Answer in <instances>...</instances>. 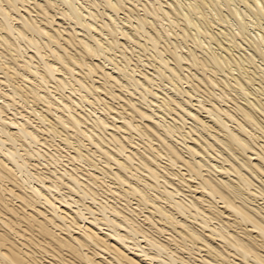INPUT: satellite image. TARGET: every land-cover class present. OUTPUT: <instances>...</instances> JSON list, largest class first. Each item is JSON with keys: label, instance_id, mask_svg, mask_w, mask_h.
<instances>
[{"label": "bare ground", "instance_id": "bare-ground-1", "mask_svg": "<svg viewBox=\"0 0 264 264\" xmlns=\"http://www.w3.org/2000/svg\"><path fill=\"white\" fill-rule=\"evenodd\" d=\"M59 1L62 3L60 5L66 6L65 10L60 8L56 0H0V72L3 75L2 80H0V264H264V204L261 205L262 202L257 203L258 198L264 203V153L262 154L263 151L259 150L262 148V144L256 143L257 136L246 129L248 123L257 124H255L257 114L255 116L252 114L254 113L253 108L250 112L246 110L247 108L244 109L239 106L241 108L239 111L243 112L242 116L246 118L248 123L243 122L246 126L239 123L237 132V128L232 130L228 125L229 119L230 121L235 120L233 112L230 113L226 109L223 111L222 107L216 106L220 111L214 108H204L205 112L207 111L210 116L214 117L213 120L216 125H210L213 121H209V123L203 117L202 119L197 114L190 112L189 108L183 106L185 103L181 104L175 99H169L172 96L168 99L162 96L163 100L161 99L162 102L159 101V103L158 97H154L156 94L148 86L154 81L152 77H155L159 72L156 70L157 73H154L155 75L152 77L149 76L150 74L141 73L142 77L138 79L132 76L135 73H133V68H130L131 66L129 69L133 74L126 72L124 66L122 68L116 63L118 60L116 61L115 57H108L107 52L101 50L104 44L102 45L103 42L96 37L97 35L93 34L94 32L96 34L103 32L99 29L104 26L105 20L104 22L100 21L103 26L97 28L92 12L88 16L75 5V3L80 4V2H74V0ZM109 1H105L106 4H110H107V9L110 8L112 12L115 11L114 13H118L116 11L124 7L118 9L120 4L118 6L115 2L113 4ZM119 1L121 2V0ZM258 2L260 1L254 0L256 6L259 4ZM148 3L147 5H149ZM201 4L203 3L201 2ZM160 5L159 7H161ZM80 6L83 8V4ZM148 7L150 9V6ZM156 9L158 10V8ZM259 10L262 12L263 8ZM147 11L148 9H146ZM34 13H36L35 16ZM166 13L164 12V15ZM153 17L155 16L153 15ZM60 18L71 19V23L83 27L84 33L79 32L76 28L72 29L71 26V29L63 27L61 22H58ZM89 18L95 21L96 26L92 24L93 22H87ZM140 18L136 22L142 27L140 29H143L146 18ZM110 20L108 18V21ZM117 27L120 28V26L115 28ZM106 29L109 32L110 28L106 27ZM117 29L114 27L110 29L111 37L113 33L115 34L114 31L120 32ZM136 29L134 28V31ZM144 31H142L143 34L148 33L146 31L144 33ZM35 35L46 37L47 41L43 44V42L41 43L42 39L38 41L37 39L40 38L36 39ZM123 35L125 36L124 33ZM123 35L120 36L123 37ZM127 37L130 39L129 35ZM115 38L114 40L117 39ZM153 38L155 41L157 40L154 36ZM111 39L113 40V38ZM158 40L161 41V38ZM22 41L26 45L21 44ZM150 41L151 46L157 48L159 44L156 43V45L155 42ZM114 46L112 45L113 48ZM28 48L35 51V54L32 52L33 54L29 56L27 54ZM70 48L76 52L73 53ZM23 49L25 50L23 51ZM14 52L16 56H14ZM119 52H121L120 49ZM17 56L28 59L19 62ZM36 56L38 62L35 60ZM94 57H102V60L105 57L104 61H109L111 64L108 65H112V67L107 68L106 64L104 65L99 61L95 63L94 60H91ZM32 59L35 60L36 64ZM88 59H90L89 62ZM194 59L192 63L195 65L197 59L195 57ZM205 61L203 63L208 66L206 63L209 59L207 62ZM228 61L226 63H229ZM212 62L210 61V63ZM163 63H161L162 66L167 65V63ZM179 65L178 67H180ZM194 65L190 63L191 67ZM166 68L173 69L170 66ZM200 69L202 70V68ZM173 73V75H177L175 72ZM121 76L127 78L128 81L123 80L128 83L131 81L132 84H130L134 86L133 89L144 88L142 89L146 91V93L142 92L144 102L146 95H154V99L152 96L150 97L157 101L145 104L153 112L142 107L143 105L141 106L138 102L116 93L129 88V85L124 84ZM177 79H179L178 76ZM206 81L210 82L207 83L211 84L213 88L211 79L207 80L206 78ZM3 84H6L4 88L2 87ZM216 85L218 84H214L215 87ZM5 87L8 89L5 90ZM50 87H52L51 90ZM65 90H69L67 95ZM184 93L182 92L183 95ZM187 93L190 94V92ZM101 94H106L111 101L123 100V104L119 103L121 110L110 101L108 102ZM131 95L133 94L131 93ZM190 98L188 100L192 99ZM18 99L20 101L30 99L34 103L41 102L44 105L45 111L43 112L31 111L32 115L39 120L37 123L29 117L21 115L22 112L11 113L12 110L17 111V108L14 107ZM251 105H254V102ZM261 105L258 106L261 107ZM86 106L90 107V111L86 109ZM92 106H103L99 109H102L107 117L114 114L113 117H110L113 120L109 121L106 117L94 116L96 111ZM153 106L154 108H152ZM155 107L160 110L163 109V111H174V115L177 114L175 116L181 120H185L186 116L190 117L189 120L193 118L197 125H201L203 132H208L211 137L203 136L198 129L193 128V125L191 128L188 126L190 129L187 132L186 130L182 132V124H180L181 128L175 125L166 126L161 122V119L159 121L155 117L157 115L155 112L160 111ZM239 107L237 106V109ZM200 108L202 112L203 106L200 105ZM261 108L264 110L263 107ZM199 109L197 110L199 111ZM215 110L220 113L221 111L224 112L227 118H222L220 113L218 114ZM51 111L60 114L55 121H51V119L49 121L48 114H45ZM260 111L258 109L257 113H261ZM167 112L165 116H167ZM207 112L206 114H208ZM10 114L13 116L9 117ZM28 114L30 115V113ZM51 114L53 115V113ZM18 116L22 117V121H19ZM47 121L49 124L46 125ZM185 122L187 121L185 120ZM60 127L64 130H72L75 135L73 137L77 138V145L71 141L73 137L71 138L70 134L65 135L64 139L62 138L63 145L66 144L62 150L69 145L70 148L74 149L72 154L67 153L68 155L64 157L59 152L61 146L59 149L58 145L51 144L50 138V140L47 139L50 136L51 138L59 137L61 131L58 128L60 129ZM93 127L102 133L97 134ZM260 128L261 130L259 129L257 133L261 131L264 134V128ZM107 130H110L109 134H106ZM91 132L93 134H89ZM196 133L198 135H195ZM135 134L144 139L141 147H139L140 145L137 146L139 142H135L137 139L134 137ZM177 134L180 137L176 136ZM243 134L248 135L249 138ZM45 135L48 137L45 138ZM169 137L176 141L169 140ZM83 138L89 142V146L96 147L97 151H92L93 148H90V151H85L87 145L82 141ZM107 145L111 146L112 149ZM218 145L225 150H219ZM27 146L33 147L34 150L31 152L30 149H27V152L21 154L22 148H27ZM46 147L51 149L55 147L57 151L53 150L52 153V151H47L48 148ZM249 151L252 153L248 155ZM96 152L100 153L99 157L105 159L102 166H98L93 161V155ZM40 158H45L50 162L48 166H58L56 168L59 169L52 172L50 171L51 167L49 170L47 169L49 171L47 173L35 171L36 173L32 175L29 161L40 160ZM63 158H66V161ZM75 160L78 166L73 164ZM78 161L84 165L79 166ZM38 164L32 165L36 168L39 166ZM18 174L21 176L19 177ZM22 175L29 179L32 178L37 183L30 184L25 177L26 181H24L25 179H21ZM251 176L257 179L260 185H256ZM20 179L24 181L23 185ZM26 182H28V186H25ZM116 184L118 187H115ZM65 186L69 188V192L77 193L78 197L81 195L80 199L89 198L93 202L100 195L98 189L103 190L105 188V193L107 191L115 195L120 192H117L118 190L126 187V190H122L124 192L121 197L118 195L119 198H123L125 204L123 203L124 206L119 207L114 201L113 204L109 203L112 201L103 202L102 200L100 204L97 202L99 207L96 210H100L105 218L97 219L96 216L93 218L95 214L94 209L90 207L91 204H83L85 209H80L82 207H78V204H81L83 200L77 198L76 200L72 195L65 196L62 192L65 189L62 187ZM133 197L136 200L135 208L130 202ZM147 206L149 208H140ZM75 208L78 209L75 210ZM84 210L94 214L92 218L87 217ZM108 212L112 213L111 216L114 215L116 220L107 217ZM102 214L100 213V215ZM139 238L142 239L141 242ZM142 243L145 246H142Z\"/></svg>", "mask_w": 264, "mask_h": 264}, {"label": "rangeland", "instance_id": "rangeland-1", "mask_svg": "<svg viewBox=\"0 0 264 264\" xmlns=\"http://www.w3.org/2000/svg\"><path fill=\"white\" fill-rule=\"evenodd\" d=\"M57 1V4H59L60 8L65 10V7L64 5H60L62 4L61 1L59 0H56ZM106 0H74V2H80V4L82 5L83 4V8L82 6H80V4H76L75 5L77 7H79L83 12L84 14L87 13V15L89 16V13H91L92 15H94V20L96 21V24H95V21H93L92 18H89L87 19V22H93L92 24H94L97 28L99 27H102L103 24L104 26L102 28H100L99 30L103 31V32H99L96 34V32H94L93 34H95V36L100 39L103 43L102 45L105 46L103 47L102 46V51H106L107 53V56L110 57L112 56L114 59H116V61L118 60V62H116L114 60V62L118 63L119 66H121L123 68L124 66V69L126 72H128L129 74H133L132 76H134L135 78H140L142 77L141 76V73H145V74H150L149 76L152 77V75L154 76L157 72H159V74L157 73L155 77H152L153 78V83L149 84V88L156 94V96L152 95V94H148L146 95V100L145 102L143 101L144 99H142V92L146 93L145 90H142L144 88H134L133 89V85H131V81H129V83L127 82V78H124L123 76L122 77V80L123 79H126V80H123L124 81V84H127L129 85V88L128 89H122L120 90L119 92L117 91L116 93H119L121 94L122 96L126 97L127 99H132L134 100L135 102H138V104H140L142 107H145L146 109L148 108L147 105L145 104H151L150 102L151 101H157L156 99H154V97H158V102H162V98L165 96V98H169V99H175L176 102H179L181 104H183V106H185L186 108H189V110H191L190 112L192 113H195L197 114L200 118H204L206 121H213V122H209L210 125L212 124H215V121L213 120L214 117L213 116H210L209 113L206 114V112L204 111L205 109H217L216 106L218 108H223L222 110L223 111H229L230 113H232L234 116H235V120H231L229 119L228 121V125L230 126V129L232 130H236L237 128V132H238V126H239V123H243L245 122L246 124L248 123V121L246 120V118H244V116H242L243 112L242 111H239V109L241 108H247L246 110L250 111L252 110L253 108V112L252 113L255 118H256V122L254 124H246L243 123V125H245L247 128V131L249 130L250 132H252L251 134H255V136H257L256 138V143L259 145V144H262V148H264V134L260 131L259 133H257L259 131V129L261 130L260 127L264 128V110L261 108L263 107L264 108V42L262 43V41H264V34H263V28H264V13L262 14V12L264 11V3L262 0H259L260 2H258L259 4H257L256 6V2L254 3V0H121V2L118 0H110L109 2L110 3H113V4H120V6L118 7L119 8H122V6H126L124 9H119V11L117 10L116 12L118 13H114L115 11L112 12V10H110V8L107 9V4L110 5L109 3L106 4L105 2ZM149 1V3H148ZM154 1V2H153ZM158 1V2H157ZM176 1V2H175ZM190 1V2H189ZM205 1V3H204ZM252 1V2H251ZM115 2V3H114ZM128 2V3H127ZM138 2V3H137ZM146 2V3H145ZM151 2V3H150ZM160 2V3H159ZM182 2V3H181ZM201 2L203 4H201ZM124 3V5H123ZM131 3V4H129ZM147 3L149 5H147ZM154 3V4H152ZM161 4L159 7V4ZM186 3V4H185ZM253 3V4H252ZM94 4V5H93ZM99 4V5H98ZM143 4V5H142ZM151 4V5H150ZM169 4V5H168ZM179 4V6H178ZM183 4V5H182ZM192 4V5H191ZM199 4V5H198ZM212 4V5H211ZM249 4V5H248ZM261 4V5H260ZM103 5V6H102ZM130 7H129V6ZM146 5V6H145ZM197 5H198V9H197ZM201 5V6H200ZM259 5V6H258ZM150 6V9L149 7ZM152 6V8H151ZM171 6V7H170ZM214 6V7H213ZM262 6V7H261ZM63 7V8H62ZM90 7V8H89ZM129 7V8H128ZM148 7V8H147ZM194 7V8H193ZM128 8V9H126ZM154 8V9H153ZM158 8V10L156 9ZM160 8V9H159ZM169 8V9H168ZM176 11H174L173 10ZM196 8V9H195ZM260 8H263V11L261 12V10H259ZM91 9V11H89ZM129 13H127L128 11ZM131 9V10H129ZM144 9V11H143ZM146 9H148V11L146 12ZM164 11H163V10ZM194 9V10H193ZM221 9V10H220ZM238 9V10H237ZM248 9V10H247ZM250 9V10H249ZM67 10V8H66ZM89 12H88V11ZM123 10V11H122ZM162 10V12H161ZM200 10V11H199ZM154 11V12H153ZM170 11V12H169ZM221 11V12H220ZM244 13H243V12ZM107 12V13H106ZM137 12V13H136ZM147 13V17H148V20H147V17L145 16L146 13ZM153 14H152V13ZM156 12V13H155ZM158 12V13H157ZM161 12V13H160ZM164 12H167L166 15H164ZM174 12V13H173ZM212 12V13H211ZM235 12V13H234ZM110 13V14H109ZM151 13V15H150ZM163 13V14H162ZM188 13V14H187ZM233 13V14H232ZM36 13H34V16H35ZM99 14V15H98ZM102 14V15H100ZM105 14V15H104ZM108 14V15H107ZM116 14V16H115ZM121 14V15H120ZM127 14V16H125ZM136 14V16H135ZM169 14V15H167ZM180 14V15H179ZM222 14V15H221ZM132 15V16H131ZM153 15L155 17H153ZM159 15V16H158ZM162 15V16H161ZM195 15V16H194ZM238 15V16H237ZM262 15V16H260ZM98 16V17H97ZM102 16V17H101ZM132 19H131V17ZM140 17H144L146 18V22L144 24V27L146 25V28L143 27V29H140L142 27H140V25H137L139 23L138 22V18ZM151 16V17H150ZM158 16V17H157ZM187 16V17H186ZM199 16V17H198ZM244 16V17H243ZM248 16V17H247ZM129 17V18H128ZM140 18V19H144V18ZM167 17V18H166ZM196 17V18H195ZM225 17V18H224ZM97 18V19H96ZM108 18L110 21H108ZM113 18V19H112ZM155 18V19H154ZM157 18V19H156ZM224 18V19H223ZM63 19V21H62ZM60 18V20H58V22H61V24L63 25V27L65 26L66 28L68 29H71V27H73L72 29L76 28L77 30H79V32L81 33H84V29L82 26H79V25H76L74 24L73 22L71 23V19H64V18ZM118 19V20H117ZM160 19V20H159ZM189 19V20H188ZM67 20V22H66ZM69 20V21H68ZM89 20V21H88ZM105 20V22H104ZM113 20V21H112ZM150 20V21H149ZM151 20H152V23H151ZM103 21L104 23L102 24L101 22ZM112 21V22H111ZM129 21V22H128ZM137 21V22H136ZM149 21V23H148ZM165 23H164V22ZM174 21V23H173ZM184 21V22H183ZM200 21V23H199ZM215 21V22H214ZM114 22V23H113ZM125 24L123 25L122 24ZM172 22V23H171ZM113 23V25H111ZM156 23V24H155ZM168 23V24H167ZM105 24H106V27H109L110 29H117L118 31H120L119 33H116L117 35H115L113 33V36L111 37V34L112 32H110V29H109V32H108V28L106 29L105 27ZM109 24V25H107ZM117 24V25H116ZM120 24V25H119ZM150 24V25H149ZM73 25V26H72ZM101 25V26H100ZM130 25V26H129ZM134 25V26H133ZM152 25L155 26V28L152 27ZM161 25V26H160ZM246 25V26H245ZM78 26V27H77ZM112 26V27H111ZM116 26H120L115 28ZM223 26V27H222ZM83 30H81L80 29ZM133 27V28H132ZM148 27V29H147ZM150 27V28H149ZM162 27V28H161ZM167 27V28H166ZM130 28V29H129ZM134 28L136 29L134 31ZM139 28V29H138ZM153 28V29H151ZM164 28V29H163ZM207 28V29H206ZM106 29V30H105ZM185 29V30H184ZM105 30V31H104ZM139 30V31H138ZM148 32V33H145V31ZM156 30V31H155ZM166 32H165V31ZM223 30V31H222ZM117 31V32H118ZM138 31V32H137ZM142 31H144L145 34L142 33ZM159 31V32H157ZM164 31V33H163ZM186 31V32H185ZM196 31V33H195ZM262 31V32H261ZM108 32V33H106ZM153 32V33H152ZM208 32V33H206ZM219 34H218V33ZM224 34H223V33ZM230 32V33H229ZM237 32V33H235ZM111 33V34H110ZM123 33L125 34V36L123 35ZM138 33V34H137ZM162 33V34H161ZM100 34H102V36H99ZM123 35V37H121L120 35ZM148 34V35H147ZM159 34V35H158ZM171 34V35H170ZM178 34V35H177ZM182 34V35H181ZM207 34V35H206ZM214 34V35H213ZM115 35V36H114ZM129 35V38L127 36ZM131 35V36H130ZM155 37V39H157L156 41L154 40L153 36ZM161 35V36H160ZM190 35V36H189ZM99 36V37H98ZM139 36V37H137ZM141 36V37H140ZM150 36L151 39H150ZM260 36V37H259ZM113 38V40L111 38ZM114 37H116L115 39L117 40V43H116V40H114ZM126 37V38H125ZM149 37V39H148ZM161 38V41L158 40ZM197 37V38H196ZM233 37V38H232ZM35 38H40V39H37L38 41H40L41 39V43L43 42V44L47 41L46 37H37V35H35ZM124 38V39H122ZM134 40H133V39ZM153 38V39H152ZM256 38V39H255ZM128 39V40H127ZM132 39V41H131ZM119 40V41H118ZM137 40V41H135ZM148 40V41H146ZM152 42H155L154 44H159L157 46V48L155 46H151ZM256 40V41H255ZM107 43H106V42ZM111 41H114V43H111ZM131 41V42H130ZM158 41V42H157ZM164 41V42H163ZM207 41V42H206ZM23 42V43H22ZM21 44L23 45H26V43L24 41H22ZM140 44H138V43ZM176 42V43H175ZM215 42V43H214ZM231 42V43H230ZM111 45H109V44ZM124 43V44H123ZM254 43V44H253ZM107 44V45H105ZM138 44V45H137ZM142 44V45H141ZM144 44V45H143ZM156 44V45H157ZM174 44V45H173ZM177 44V45H176ZM239 44V45H238ZM112 45L114 46V48L112 47ZM117 45V48H115ZM121 45V46H120ZM126 45V47H124ZM234 45V46H233ZM100 46V45H99ZM110 48H108V47ZM119 46V47H118ZM124 48H123V47ZM174 46V47H173ZM241 46V47H239ZM112 47V48H111ZM121 47V48H120ZM156 49H155V48ZM236 47V48H235ZM54 48H55V45H54ZM108 49V50H105V49ZM129 48V49H128ZM152 48V49H151ZM208 48V49H207ZM211 48V49H209ZM47 48H45L46 50ZM110 49V51H109ZM113 49V50H112ZM119 49L121 50V52H119ZM127 49V50H126ZM145 49V50H144ZM155 49V50H154ZM165 49V50H164ZM172 49V50H171ZM25 49H23L24 51ZM48 50V49H47ZM62 50V49H61ZM70 50L74 52V50H72L70 48ZM171 50V51H170ZM191 50V51H190ZM206 50V51H204ZM209 50V51H208ZM14 51V50H13ZM63 51V50H62ZM109 51V53H108ZM114 51V52H113ZM117 51V52H116ZM124 51V52H123ZM129 51V52H128ZM160 51V52H158ZM261 51V52H260ZM16 52V51H15ZM14 52V56H16ZM30 55H32L33 53L35 54V51H32V49L28 48V51H27ZM33 52V53H32ZM119 52V53H118ZM163 54H162V53ZM189 52V53H188ZM124 53V54H123ZM159 53L160 56H159ZM26 54V55H27ZM109 54V55H108ZM126 54V55H125ZM178 56H176V55ZM188 54V55H187ZM194 54V55H193ZM228 54V55H227ZM116 55V56H115ZM137 55V56H136ZM149 55V56H148ZM174 55V56H173ZM218 55V56H217ZM251 55V57H249ZM28 56V57H29ZM180 56V57H179ZM197 56V57H196ZM210 56V57H209ZM221 56H226L224 58L221 57ZM19 59L18 61L19 62H24L25 59H28V58H20L19 56H17ZM27 57V56H25ZM137 57V58H136ZM147 57V58H146ZM154 57V58H153ZM156 57V58H155ZM162 61H161V59ZM194 57L197 59L195 61V65L192 63ZM209 57V58H208ZM232 57V58H231ZM95 58H99V59H95ZM102 57H94L93 59H91L92 61L94 60V62L98 63V61L100 63H103L107 68H111L112 65H108V64H111L109 63V61L105 62L104 60L106 59L105 57H103L104 60L101 59ZM182 58V59H180ZM220 60H218V59ZM20 59H23V60H20ZM101 59V60H100ZM126 59V60H125ZM138 59V60H137ZM190 59V60H189ZM205 59V60H203ZM209 59V61H208ZM214 61H213V60ZM230 61H228V60ZM234 59V60H232ZM36 61L38 60L37 56H36ZM34 59H32V61H34V63L36 64ZM124 60V61H123ZM131 60V61H130ZM178 60V61H176ZM181 60V61H180ZM195 60V59H194ZM201 62L199 63L198 62ZM229 63H226L227 61ZM90 61V59H88V62ZM130 61V62H128ZM139 61V63H138ZM145 61V62H144ZM158 61V62H157ZM177 63H176V62ZM180 61V62H179ZM183 61V62H182ZM189 61V62H188ZM203 61L207 62L206 64L208 66L205 65V63H203ZM210 61L212 63H210ZM218 63H217V62ZM222 61V62H221ZM225 61V62H223ZM252 61V62H251ZM38 62V61H37ZM111 62V61H110ZM134 64H133V63ZM157 62V63H156ZM167 63V65H163L161 63ZM179 62V64H178ZM182 62V64H181ZM220 62V63H219ZM128 64V67L127 64ZM130 63V64H129ZM163 63V64H164ZM190 63L191 65H194V66H190ZM222 63V64H221ZM122 64V65H120ZM125 64V65H124ZM218 64H220V66H218ZM227 64V65H226ZM249 64V66H248ZM148 65V66H147ZM150 65V67H149ZM159 65V66H158ZM173 69L169 70L168 68L166 67H169V66ZM178 65L180 67H178ZM186 65V66H185ZM201 65V66H200ZM203 65V66H202ZM131 66V67H130ZM197 66H200V67H197ZM216 66V67H215ZM129 67L132 69L133 68V73H131L132 71H130ZM154 67V68H153ZM161 67V68H160ZM165 67V68H164ZM206 67V69H205ZM226 67V68H225ZM256 67V68H255ZM199 68V69H198ZM202 68V70L200 69ZM204 68V70H203ZM160 69V70H159ZM208 69V70H207ZM135 70V71H134ZM157 70V72H156ZM159 70V71H158ZM175 70V71H173ZM182 74H181V72ZM187 70V71H186ZM199 70V71H198ZM165 71V72H164ZM175 72L177 75H173L174 73L171 72ZM179 71V72H178ZM162 72V73H160ZM227 72V73H226ZM263 72V73H262ZM140 73V74H139ZM155 73V74H154ZM164 73V75H163ZM238 73V74H236ZM2 72H0V80H2V76L1 75ZM161 74V75H160ZM179 74V75H178ZM224 74V75H223ZM139 75V76H138ZM163 76V77H160V76ZM196 75V77H195ZM204 75V76H203ZM251 75V76H250ZM137 76V77H136ZM168 76V77H167ZM177 76L179 79H177ZM198 76V77H197ZM258 76V77H257ZM193 77V78H192ZM207 80H210L211 79V82L213 84V88H212V85L208 84L210 82L206 81V78ZM210 79H209V78ZM133 78V77H132ZM160 78V79H159ZM186 78V80H185ZM188 78V79H187ZM250 78V79H249ZM256 78V79H255ZM173 79V80H172ZM199 79H204L203 80V83L202 80L199 81ZM216 79V80H215ZM167 80V81H166ZM237 80V81H236ZM249 80V81H248ZM251 80V81H250ZM173 81V82H172ZM183 81V82H182ZM206 81V82H205ZM229 81V82H228ZM236 81V82H235ZM256 81V82H255ZM179 82V83H178ZM208 82V83H207ZM215 82V83H214ZM250 82V83H249ZM131 83V84H130ZM156 83V84H155ZM234 83V84H233ZM253 83V84H252ZM177 84V85H176ZM181 86H180V85ZM208 84V86H207ZM214 84H218L216 85V87L214 86ZM229 84V85H228ZM243 84V85H241ZM4 85L6 86V84H3L2 87L4 88ZM152 85H154L152 87ZM175 85V87H174ZM197 87H196V86ZM52 86V84H51ZM177 86V87H176ZM228 86V87H227ZM238 86V87H237ZM193 87V88H192ZM243 87V88H242ZM176 88V89H175ZM182 88V89H181ZM230 88V89H229ZM8 87H5V90H7ZM50 90L52 89V87L49 88ZM137 89V90H135ZM200 89V90H199ZM241 89V90H240ZM262 89V90H261ZM156 90V91H155ZM182 90V91H181ZM195 90V91H194ZM261 90V91H260ZM66 91V90H65ZM127 91V92H126ZM131 91V92H130ZM190 92L191 96H188L190 94H186V92ZM209 91V93H208ZM222 91V92H221ZM69 92V90H67L65 92V94L67 95ZM182 92L184 93V95L182 94ZM131 93L133 95H131ZM141 93V94H140ZM159 94V96H158ZM105 95V96H104ZM101 96L103 98H105L108 102L110 101L111 103L114 104L115 107H118L119 109L121 108L119 103L120 104H123L124 101H119V100H110V97L106 96V94H101ZM141 96V97H140ZM152 96V98L150 97ZM154 96V97H153ZM161 96V98H159ZM163 96V97H162ZM193 96V97H192ZM217 96V97H216ZM220 96V97H219ZM226 96V97H225ZM132 97V98H131ZM191 100H188L189 98ZM209 97V98H208ZM233 97V98H232ZM76 98V97H75ZM109 98V99H108ZM135 98V99H134ZM215 98H218V99H215ZM77 99L78 96H77ZM162 99V100H161ZM209 99V100H208ZM227 99V100H226ZM19 100V99H18ZM16 101V105H15V109L17 108V111L15 110H12L11 113H14V112H18L22 114L21 115H25L27 117H29L32 121H36V123L39 121L36 116H33L31 111L32 110H38L39 112H43L45 111L44 108H43V104L41 102H38V103H34L32 102V100H26V101ZM141 102H140V101ZM197 100V101H196ZM31 101V102H30ZM143 101V102H142ZM149 101V102H148ZM191 101V102H190ZM140 102V103H139ZM147 102V103H146ZM159 102V103H160ZM200 102V103H198ZM244 102V103H243ZM248 102H252L251 104H253L254 102V105H251L250 103ZM157 103V102H156ZM189 103V104H188ZM206 103V104H205ZM248 103V104H247ZM262 103V105H261ZM30 104V105H29ZM188 104V105H187ZM196 104V105H194ZM203 104V105H202ZM213 104V105H212ZM231 104V105H230ZM237 104V105H236ZM175 105V104H174ZM191 105V106H190ZM199 105V106H197ZM200 105L203 106V111L201 112V108H200ZM236 105V106H235ZM242 105V106H241ZM244 105V106H243ZM247 105V107H246ZM258 105H261L258 106ZM28 106V108H27ZM205 106V107H204ZM215 106V107H214ZM237 106L239 107L237 109ZM249 106V108H248ZM253 106V107H252ZM254 106H258L257 108L259 110H261L260 112L261 113H257L258 112V109ZM103 108V106H97V107H93L92 108L96 111V115L94 114V116H101L103 118L106 117L107 120L109 121H112L111 120V116L113 117L114 114L110 115L109 117H107V115L102 111V109H99V108ZM90 107L86 106V109L88 110ZM154 108V106L152 107ZM156 108V107H155ZM200 108V109H199ZM205 108V109H204ZM251 108V109H250ZM99 109V110H98ZM157 110H160L158 108H156ZM196 109V111H194ZM199 109V111L197 110ZM226 109V110H225ZM257 109V110H256ZM42 110V111H41ZM82 110V109H81ZM80 110V111H81ZM121 110V109H120ZM149 110V108H148ZM193 110V111H192ZM218 110V109H217ZM215 110L218 114L220 112V110ZM83 111V110H82ZM90 111V109H89ZM149 111H152L153 110H149ZM168 111V112H167ZM167 111H163L160 110L159 112H155L157 119L160 121L161 119V122L164 123L166 126L168 125H172V126H178L181 128L180 124H182V132H184L186 130V132L188 131V129H190L193 125V128L195 127L196 129H198L199 133L203 134V136L205 137H208L210 138V134H208V132H203L204 130L202 129L201 125H197V123L195 122V120L193 118L190 119L189 116H186L185 117V120L187 122H185V120H181V118H177V114L174 115V111L172 112H169V110ZM198 111V113H197ZM238 113H236V112ZM250 111V112H252ZM84 112V111H83ZM130 112V111H128ZM165 112V114H163ZM166 112H167V116L166 115ZM30 113V115L28 114ZM45 113V112H44ZM53 113V115L51 114ZM55 113V115H54ZM86 113V112H85ZM200 113V114H199ZM222 113V115H221ZM221 113L219 114L222 118H227L225 115H224V112L221 111ZM236 113V115H235ZM239 113H241L239 115ZM263 113V115H261ZM45 114H48L47 115V118L51 119V121H55L57 119V116H59L60 114L56 111H51L50 113L49 112H46ZM87 114V113H86ZM154 114V113H153ZM20 115V114H19ZM35 115V114H34ZM170 115V116H169ZM209 115V117H208ZM13 115H9V117H12ZM56 116V117H55ZM90 116V115H89ZM259 116V117H258ZM162 117V118H161ZM207 119H206V118ZM243 121H241L239 118ZM89 119H92L91 117H88ZM109 118V119H108ZM174 119V124L172 122V120ZM202 118V119H203ZM210 118H212L210 120ZM18 119L19 121L21 120L22 121V117L21 116H18ZM25 119V118H24ZM37 119V120H36ZM163 119V120H162ZM178 119V120H177ZM188 119V120H187ZM209 119V120H208ZM237 119V120H236ZM245 119V121H244ZM261 119V120H259ZM93 120V119H92ZM137 120V119H136ZM181 120V121H180ZM241 122H240V121ZM49 121H47L46 125L49 124ZM177 121V122H176ZM237 121V123H236ZM247 121V122H246ZM138 122V121H136ZM146 122V120H145ZM168 122V123H166ZM170 122V124H169ZM179 122V123H178ZM139 123V122H138ZM191 123V124H189ZM111 124V123H110ZM195 124V125H194ZM260 124V125H259ZM119 125V123L117 124V126ZM197 125V126H196ZM184 126V127H183ZM190 126V128L188 127ZM249 126V127H248ZM259 126V127H257ZM90 127V126H89ZM188 127V128H187ZM200 127V128H199ZM94 128V127H93ZM184 128V129H183ZM251 128H253V130H251ZM96 129V128H94ZM201 129V130H200ZM58 130L61 131V135H59V137H54V138H51L48 137L47 135H45V138L48 137L47 139L50 140L51 144H56L58 145L57 147L60 149V146H61V150L59 151L61 153V155L63 154V157L68 155L69 153L72 154L73 150L72 148H70L71 146H67L66 149H63V146H66L63 145L64 142L62 140V138L64 139L67 135L70 134L71 138L73 136H75L73 134V131L72 130H64L63 128L60 127V129L58 128ZM63 130V131H62ZM110 131V130H109ZM107 130L106 134H109V132ZM202 131V132H201ZM226 131V130H225ZM254 131V132H253ZM97 134L98 133H102L101 131L99 132L98 129H96L95 131ZM207 133V135H206ZM89 134H93L92 132L89 133ZM63 135V136H62ZM66 135V136H65ZM104 135V133H103ZM195 135H198L197 133ZM245 137L249 138L248 135H245L243 134ZM58 136V135H57ZM139 135L135 134V142H139L137 143V146L140 145L139 147H141L144 142V139L142 137H138ZM176 136H179L178 134ZM180 137V136H179ZM196 137V136H194ZM198 137V136H197ZM261 137V138H260ZM70 138V139H71ZM178 138V137H177ZM212 139V138H211ZM53 140H55V142H53ZM77 138L73 137L71 139L72 142L76 144V141ZM138 140V141H136ZM169 140H173V141H176L174 140L173 138L169 137ZM262 140V142H261ZM82 141L84 142L86 146V149L85 151H90L92 148V151L95 152V150L97 151V148L96 147H93V145L89 146V142L83 138ZM177 143V142H176ZM53 144V145H54ZM79 144V142H78ZM181 146V144H179ZM19 145H17L18 147ZM256 146V145H255ZM73 147V146H72ZM107 147H110L111 146H108ZM107 147H105L106 149H108ZM219 150H225L222 146L218 145L217 146ZM257 148H259L258 146H256ZM19 148V147H18ZM48 148V147H46ZM54 148V149H53ZM91 148V149H90ZM104 148V149H105ZM260 148L259 150L260 151H263L262 154L264 153V149ZM23 151L21 150L20 153L21 154H24L25 152H27V149H30V151L32 152L34 150V148H30L27 146V148L23 147L22 148ZM50 149V150H49ZM57 149V148H56ZM55 149V147H52L51 148H48L47 151H52L53 153V150L57 151ZM90 149V150H89ZM112 149V148H111ZM54 151V153H56ZM68 153V154H67ZM86 153V152H85ZM252 152L249 151L248 155L251 154ZM95 155V156H94ZM93 155V161L99 166V165H103L104 164V161L105 159L103 157H99L100 156V153L99 152H96V154ZM97 156V157H96ZM243 157V156H242ZM256 157V156H255ZM254 157V158H255ZM64 160L66 158H63ZM33 159L32 161L30 160L29 163L32 165V164H38L39 166H37L36 168L32 165H28L30 167V171L32 173V175H34L36 172L37 173H40V172H49V168L50 171L53 172V170H58L59 168H56L58 166H54V165H49L48 166V162L47 160H45V158H40V160H35ZM102 160V161H100ZM164 160V159H163ZM40 161V162H39ZM66 161V160H65ZM74 165L78 166L77 165V162L76 160L73 161ZM165 162V160L163 161ZM46 163V164H45ZM78 161V164L79 166H83L84 163H82ZM42 164V165H41ZM67 164V163H66ZM47 165V166H46ZM34 169L32 170L31 169ZM39 167V168H38ZM60 167V166H59ZM38 168V169H37ZM71 168V167H70ZM48 169V170H47ZM36 171V172H35ZM94 171V169H93ZM31 175V177H32ZM146 175V174H145ZM18 176L20 177L21 175L18 174ZM27 179V181L34 184H36L37 182L34 181L32 178H27L26 176H23L22 175V178L21 179ZM252 177V176H251ZM20 179V182L22 181ZM26 179L24 181H26ZM29 179V180H28ZM252 179L255 181L256 185H260V183H258V180L255 179L254 177H252ZM257 180V182H256ZM22 181V185L24 184ZM33 181V182H32ZM36 182V183H35ZM66 182V181H65ZM28 182H26L25 186H28L27 185ZM117 186L115 187H118V184H116ZM64 190H62L63 194L65 196L67 195H72L75 199H79V200H83L81 204L79 203L78 204V207H82L80 209H85L84 208V205H90L91 209L93 208L94 210V216L92 214H90L89 211L87 210H84V212L86 213V216L88 217H91L93 216V218H97V219H103V217L105 218L104 214H102V212L97 211L96 209H98L99 207V204L102 202H106V201H112V202H109L110 204H113L114 202L117 203V205H119V207L121 206H124L123 203L125 204V201L123 202V198H119V196L121 197L122 193L124 191L122 190H126V187L123 189L121 188L120 190H118L117 192H119L118 194H115L113 195L111 192H107L105 193V188L102 190V189H98L99 190V193L100 195L98 196V198L93 202L92 199H80V197H82L80 195V197H78V194H74V192H69L70 190H68L69 188L67 186L65 187H62ZM104 191V192H103ZM65 192V193H64ZM73 193V194H71ZM108 193V195H106ZM111 193V194H110ZM103 194V196H102ZM119 195V196H118ZM58 196V195H56ZM112 196V197H111ZM118 196V197H117ZM112 199H111V198ZM100 198V200H99ZM115 198V199H114ZM132 198V196H131ZM183 198V197H182ZM76 199V200H77ZM120 199V200H119ZM135 198L133 197V200L131 199L130 202L133 206V208L136 207V200H134ZM86 200V202H85ZM118 200V201H117ZM122 200V201H121ZM88 201V202H87ZM100 201V202H99ZM114 201V202H113ZM135 201V202H134ZM93 202V203H91ZM99 203L98 205L96 203ZM165 202V201H164ZM262 202V203H261ZM87 203V204H86ZM89 203V204H88ZM135 203V204H134ZM257 203H261V205H263V200L261 201V199H257ZM165 204V203H163ZM166 205V204H165ZM77 207V206H76ZM140 208H149L148 206L147 207H140ZM78 209V208H75V210ZM147 210V209H145ZM89 212V213H88ZM88 213V214H87ZM98 213V214H96ZM100 213L103 215H100ZM112 214V213H111ZM111 214L108 212V214L106 215L107 217H110L111 220H116V217L114 215L111 216ZM101 217H100V216ZM143 215V214H141ZM114 216V217H113ZM101 222H104V221H101ZM106 228V227H105ZM139 241L141 242L142 239L139 238ZM143 244V245H142ZM141 245L142 246H145L144 243H142Z\"/></svg>", "mask_w": 264, "mask_h": 264}]
</instances>
